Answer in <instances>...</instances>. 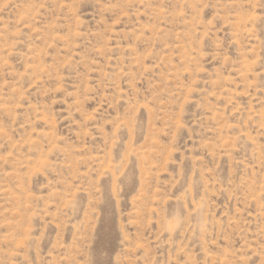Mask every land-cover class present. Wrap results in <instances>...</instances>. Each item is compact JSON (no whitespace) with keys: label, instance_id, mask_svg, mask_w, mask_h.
<instances>
[{"label":"rangeland","instance_id":"374dc122","mask_svg":"<svg viewBox=\"0 0 264 264\" xmlns=\"http://www.w3.org/2000/svg\"><path fill=\"white\" fill-rule=\"evenodd\" d=\"M0 264H264V0H0Z\"/></svg>","mask_w":264,"mask_h":264}]
</instances>
